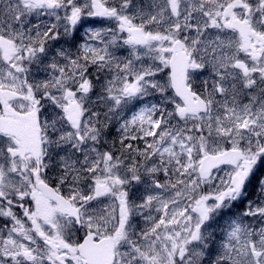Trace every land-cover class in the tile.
<instances>
[{
	"label": "snow or ice",
	"instance_id": "1",
	"mask_svg": "<svg viewBox=\"0 0 264 264\" xmlns=\"http://www.w3.org/2000/svg\"><path fill=\"white\" fill-rule=\"evenodd\" d=\"M0 264H264V0H0Z\"/></svg>",
	"mask_w": 264,
	"mask_h": 264
}]
</instances>
